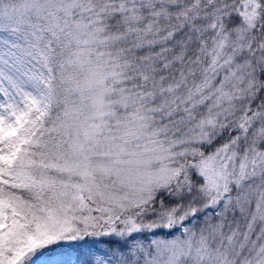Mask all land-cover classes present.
<instances>
[{"label": "snow or ice", "instance_id": "6c2138e0", "mask_svg": "<svg viewBox=\"0 0 264 264\" xmlns=\"http://www.w3.org/2000/svg\"><path fill=\"white\" fill-rule=\"evenodd\" d=\"M0 264H264V0H0Z\"/></svg>", "mask_w": 264, "mask_h": 264}]
</instances>
